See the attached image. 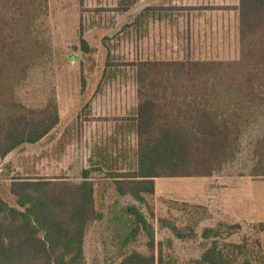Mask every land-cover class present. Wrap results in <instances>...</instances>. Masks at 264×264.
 Segmentation results:
<instances>
[{
	"label": "trees",
	"instance_id": "16d2710c",
	"mask_svg": "<svg viewBox=\"0 0 264 264\" xmlns=\"http://www.w3.org/2000/svg\"><path fill=\"white\" fill-rule=\"evenodd\" d=\"M234 9L239 19L237 60L130 64L137 70L138 168L112 175L119 196L143 203L144 195H154L155 179H203L221 173L239 154L244 131L264 118V0H239ZM48 10L49 0H0L1 160L24 145L38 144L60 124L55 88L42 108L28 107L15 96L18 85L49 54L48 45L34 35L37 20ZM81 48L90 50L84 39ZM255 156L250 177L264 181V136ZM91 174L83 170L79 183L64 177L13 179L10 193L17 207L0 196V264H87V234L103 219ZM127 212L135 226L124 245L143 231L149 253L134 251L118 264H176L166 260L163 242H156L145 215L135 205ZM256 229L264 232V223ZM211 235L218 236L207 228L202 238ZM188 264L231 263L215 240L200 260Z\"/></svg>",
	"mask_w": 264,
	"mask_h": 264
},
{
	"label": "rangeland",
	"instance_id": "374dc122",
	"mask_svg": "<svg viewBox=\"0 0 264 264\" xmlns=\"http://www.w3.org/2000/svg\"><path fill=\"white\" fill-rule=\"evenodd\" d=\"M131 1L134 2L49 0L48 13L37 20L34 33L48 45L49 54L18 85L15 96L28 107L42 108L55 88L60 124L38 144L24 145L11 153L7 162L0 161L3 170L0 172V196L17 207L16 198L10 193L13 179L64 177L79 183L83 180V170L90 169L96 208L103 219L87 234V264H118L134 251L149 253L148 238L143 231L129 245H124L135 226L134 217L127 212L131 205L154 226L156 242H163L168 261L188 264L191 260H200L217 240L231 264L257 262V225L242 229L236 222L231 225L241 228L232 229L222 220V210L213 207L211 212L207 207L211 185L208 180L155 179V193L144 195L143 203L130 197L122 198L114 188L113 174L135 172L138 168V136H134L136 128L133 123L130 126L129 121L137 111V70L130 64L142 59L167 61L181 57L178 55L181 49L177 46L180 43L170 40L177 36L172 31L164 32V38L168 39L164 41L166 48L156 51L153 47V53L147 51L145 30L136 33L134 27H128ZM126 7L127 14L124 13ZM236 24L239 26L238 13ZM161 35L158 31L157 37ZM227 36L230 37L229 33ZM82 39L88 42L89 52L82 50ZM238 44L230 42L231 46L218 49L217 55L206 57L237 60ZM199 47L201 49L200 44ZM93 105L99 107L98 112H93ZM98 113L102 116L97 117ZM263 136L264 118H260L244 131L239 154L219 174L230 179L250 177L257 163L256 145ZM211 187L217 185L214 183ZM260 218L264 220V211ZM207 228L213 229L218 236L202 238ZM178 234L183 235V239L179 240ZM168 241H173V245Z\"/></svg>",
	"mask_w": 264,
	"mask_h": 264
},
{
	"label": "crops",
	"instance_id": "0c3cea01",
	"mask_svg": "<svg viewBox=\"0 0 264 264\" xmlns=\"http://www.w3.org/2000/svg\"><path fill=\"white\" fill-rule=\"evenodd\" d=\"M131 3L133 4L129 6V9L126 7L124 11L125 14L129 12L131 16L128 27L129 29L134 27L136 33L145 30L144 45L147 51L153 53V47L156 51L159 48L161 50L166 48L168 39L164 38V32L172 31L177 36H172L170 40L175 41L176 39L180 43L177 46L181 49L178 54L181 57L167 61H231L230 59L206 57V55H217L215 52L219 51L218 49L231 46L230 42L232 45L236 42L239 43V30L238 24H236L237 11L234 9L239 5V0H134ZM218 14L220 17H217ZM158 31H161L160 37H157ZM227 33H229L230 39ZM165 40L166 42H164ZM213 41L215 45L211 44ZM153 59L136 60L132 63L166 61ZM98 111L99 107L93 105V112ZM96 116L102 115L98 113ZM135 117L136 115H133L129 121L130 126L133 123L136 128ZM133 134L136 136V131L135 133L133 131ZM7 159L8 157L5 160L0 159V161L7 162ZM225 176L216 174L211 178H203L208 180L211 185L214 183L217 185L216 188L211 185L209 187L207 207L210 210L213 207L219 208L223 211L221 218L227 222L226 224L231 225L237 222L242 226V229L264 223V220H259L264 211V194H262L264 181L255 180L249 176L231 179ZM114 188H116L115 183ZM211 212L213 211L211 210ZM255 238L257 240L255 244L257 262L250 260V264H264V232L257 233Z\"/></svg>",
	"mask_w": 264,
	"mask_h": 264
},
{
	"label": "built area",
	"instance_id": "2783aa9c",
	"mask_svg": "<svg viewBox=\"0 0 264 264\" xmlns=\"http://www.w3.org/2000/svg\"><path fill=\"white\" fill-rule=\"evenodd\" d=\"M3 170L0 168V172H2Z\"/></svg>",
	"mask_w": 264,
	"mask_h": 264
}]
</instances>
